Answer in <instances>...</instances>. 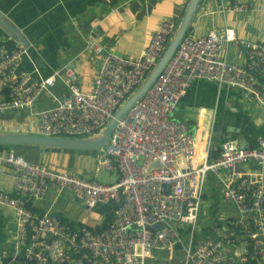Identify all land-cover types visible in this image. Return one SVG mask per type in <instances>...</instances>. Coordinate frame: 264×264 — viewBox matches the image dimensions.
<instances>
[{
    "label": "built area",
    "instance_id": "built-area-1",
    "mask_svg": "<svg viewBox=\"0 0 264 264\" xmlns=\"http://www.w3.org/2000/svg\"><path fill=\"white\" fill-rule=\"evenodd\" d=\"M221 1L224 13L255 8L253 0L229 7ZM176 28L174 19H163L135 58L107 50L100 31L91 29L85 49L102 57L91 91L81 88L71 66L32 83L31 74L18 73L28 49L0 46V86L10 89L9 99L0 100V113L37 116L32 132L45 136L97 135L144 82ZM236 40L231 27L183 37L149 92L97 153V169L117 171L115 182L44 167L14 150L0 152V176L7 168L14 176V192L0 189V204L14 211L17 226L3 264H146L147 259L151 264H264V138L251 145L228 140L211 160L210 144L175 117L196 80L238 87L264 105V42L244 41L241 65L224 53ZM58 79L66 87L63 96L55 92ZM40 99L45 105H38ZM247 162L261 166L255 177L234 170ZM227 169L233 171L226 174ZM209 174L221 181L224 199L237 215L201 238L197 227ZM52 184L73 192L89 210L111 204L112 223L100 231L87 224L72 228L52 209L28 207Z\"/></svg>",
    "mask_w": 264,
    "mask_h": 264
},
{
    "label": "crops",
    "instance_id": "crops-1",
    "mask_svg": "<svg viewBox=\"0 0 264 264\" xmlns=\"http://www.w3.org/2000/svg\"><path fill=\"white\" fill-rule=\"evenodd\" d=\"M253 1L255 8L249 12L224 13L221 0H201L191 32L200 36L212 29H236L237 40L226 46L224 53L231 62L243 65L246 63L243 42H264V0ZM188 3L189 0H0V9L24 31L31 43L21 58L18 73L31 74L30 82L34 83L71 66L77 71L81 88L91 91L102 62L100 55L85 49V38L91 29L100 31L107 50L135 58L163 19H174L177 25L182 21ZM224 3L229 7L228 0ZM7 40L12 39L0 28V46ZM55 92L59 96L66 92L61 79L55 85ZM38 103L45 105L42 99ZM9 112L0 113V130L4 133L32 132L37 126V116L24 111ZM175 117L186 122L198 140L209 143L215 154L221 153L223 143L228 140L251 145L264 138V105L238 87L196 80L179 102ZM45 164L50 166L46 161ZM234 170L255 177L261 166L247 162ZM232 171L227 169L225 173ZM0 189L14 192V176L9 168L0 176ZM45 196L33 200V205L43 211L52 209L73 220L63 211L55 210L57 196L53 201ZM203 209L209 216L203 214ZM200 211L201 238L213 234L218 224L237 215L235 205L224 199L221 181L212 174L204 187ZM16 227L14 211L0 204V264L14 239Z\"/></svg>",
    "mask_w": 264,
    "mask_h": 264
},
{
    "label": "water",
    "instance_id": "water-1",
    "mask_svg": "<svg viewBox=\"0 0 264 264\" xmlns=\"http://www.w3.org/2000/svg\"><path fill=\"white\" fill-rule=\"evenodd\" d=\"M201 0H189L185 15L180 22L178 29L171 39L169 45L158 60L154 69L147 76L141 86L121 105L114 116L108 122L103 132L86 138L70 136H45L34 132H7L0 133V145H38L67 149H95L104 147L111 139L113 130L120 120L124 119L128 112L143 99L149 92L157 77L165 69L173 57L183 37L187 34L193 18L198 10ZM0 28L8 35L9 39L15 41L17 47L23 46L29 49L31 43L24 31L0 9ZM158 165L154 163L149 169Z\"/></svg>",
    "mask_w": 264,
    "mask_h": 264
},
{
    "label": "rangeland",
    "instance_id": "rangeland-1",
    "mask_svg": "<svg viewBox=\"0 0 264 264\" xmlns=\"http://www.w3.org/2000/svg\"><path fill=\"white\" fill-rule=\"evenodd\" d=\"M179 24L180 23H178L177 28L173 31V36L175 35ZM151 71L148 73V75L151 73ZM7 112L10 113L9 111ZM4 132V130H0V133ZM36 133H39L38 129L36 130ZM86 137L88 136H82V138ZM15 149L17 151H22V154L24 155L28 154L30 151L34 152V154L37 156V159L32 162L42 163L46 161L50 164L49 167L54 169H59L62 171L66 170L74 174L77 173L76 175L96 178L98 181L105 183H112L119 179V174L117 171H108L104 168H101L100 170L97 169V153L100 148L80 150L48 146L38 147V145H20L16 146ZM50 188L51 190L49 189L50 192H47L48 194L45 196V198L50 197V199L53 201L55 196H57V200L54 203L55 210L63 211L73 220L82 222L90 226H96L102 223L103 215L97 210H89L81 200L75 197L73 192L68 189L61 190L56 184H52ZM58 192L59 194H57ZM55 212L57 213V211ZM205 213L209 216L208 211H205V209H203V214ZM201 222L202 218L200 214V219L197 227L199 231L202 228ZM159 253L161 255L164 254V252L161 251ZM146 264H151V260L147 259Z\"/></svg>",
    "mask_w": 264,
    "mask_h": 264
},
{
    "label": "trees",
    "instance_id": "trees-1",
    "mask_svg": "<svg viewBox=\"0 0 264 264\" xmlns=\"http://www.w3.org/2000/svg\"><path fill=\"white\" fill-rule=\"evenodd\" d=\"M228 1L230 4H233L234 2H236L238 0H228ZM191 30H192V25H190L187 33L188 34L191 33ZM1 46H7V47L13 48V47H16V44L13 40H7L6 43L1 44ZM1 95H2V98H0V100L9 99L10 89L7 87H1L0 88V96ZM27 113H29V112H27ZM34 129H36V127H34ZM34 129L32 131H35ZM78 137L82 138V136H78ZM16 146H20V145H13V146H11V145H0V152L6 153V152H9L11 150H14L17 153L22 154V151H17L15 149ZM38 147H40V146H38ZM218 155H220V151L217 154H215L212 150L210 151V159L211 160L218 157ZM25 157L30 161H35L37 159V156L34 154V152H31V151L28 154H25ZM39 164L44 166V167H49L47 164H45V162H42ZM32 202L33 201H29L27 203L28 207H30L34 210H37L39 212L43 211L42 209L35 207ZM96 210L99 211L104 216V219H103L101 224L96 225V226H89V227L93 228L94 230L100 231V230L107 228L113 221L112 205L111 204H100L99 206L96 207ZM59 217L63 222L67 223L72 228H74L76 225H84V223H82V222H77L75 220H69V218L65 217L62 214H59Z\"/></svg>",
    "mask_w": 264,
    "mask_h": 264
},
{
    "label": "clouds",
    "instance_id": "clouds-1",
    "mask_svg": "<svg viewBox=\"0 0 264 264\" xmlns=\"http://www.w3.org/2000/svg\"><path fill=\"white\" fill-rule=\"evenodd\" d=\"M72 173V172H71ZM96 209V208H95Z\"/></svg>",
    "mask_w": 264,
    "mask_h": 264
}]
</instances>
